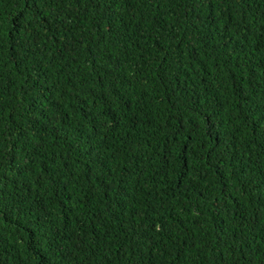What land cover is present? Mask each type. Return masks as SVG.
<instances>
[{
  "label": "trees",
  "instance_id": "1",
  "mask_svg": "<svg viewBox=\"0 0 264 264\" xmlns=\"http://www.w3.org/2000/svg\"><path fill=\"white\" fill-rule=\"evenodd\" d=\"M0 264H264V0H0Z\"/></svg>",
  "mask_w": 264,
  "mask_h": 264
}]
</instances>
